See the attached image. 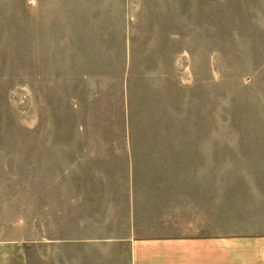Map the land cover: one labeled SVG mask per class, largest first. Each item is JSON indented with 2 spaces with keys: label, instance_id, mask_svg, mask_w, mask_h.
I'll list each match as a JSON object with an SVG mask.
<instances>
[{
  "label": "rangeland",
  "instance_id": "1",
  "mask_svg": "<svg viewBox=\"0 0 264 264\" xmlns=\"http://www.w3.org/2000/svg\"><path fill=\"white\" fill-rule=\"evenodd\" d=\"M175 152L264 231V0H0V228Z\"/></svg>",
  "mask_w": 264,
  "mask_h": 264
},
{
  "label": "crops",
  "instance_id": "2",
  "mask_svg": "<svg viewBox=\"0 0 264 264\" xmlns=\"http://www.w3.org/2000/svg\"><path fill=\"white\" fill-rule=\"evenodd\" d=\"M129 160L59 201L34 189L29 224L0 228V264H264V231L216 189L207 156Z\"/></svg>",
  "mask_w": 264,
  "mask_h": 264
}]
</instances>
